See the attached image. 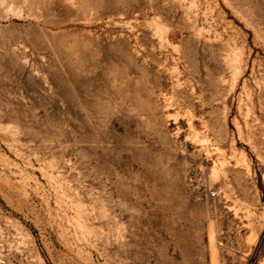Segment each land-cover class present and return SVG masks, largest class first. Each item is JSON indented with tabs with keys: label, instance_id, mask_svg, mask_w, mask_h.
Wrapping results in <instances>:
<instances>
[{
	"label": "rangeland",
	"instance_id": "374dc122",
	"mask_svg": "<svg viewBox=\"0 0 264 264\" xmlns=\"http://www.w3.org/2000/svg\"><path fill=\"white\" fill-rule=\"evenodd\" d=\"M0 264H264V0H0Z\"/></svg>",
	"mask_w": 264,
	"mask_h": 264
},
{
	"label": "built area",
	"instance_id": "2783aa9c",
	"mask_svg": "<svg viewBox=\"0 0 264 264\" xmlns=\"http://www.w3.org/2000/svg\"><path fill=\"white\" fill-rule=\"evenodd\" d=\"M210 197H213V198L216 197V192L215 191H211L210 192Z\"/></svg>",
	"mask_w": 264,
	"mask_h": 264
}]
</instances>
